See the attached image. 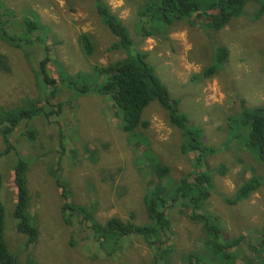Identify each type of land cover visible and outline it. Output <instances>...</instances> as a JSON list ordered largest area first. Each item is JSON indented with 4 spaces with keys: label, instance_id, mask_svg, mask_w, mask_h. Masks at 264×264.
Instances as JSON below:
<instances>
[{
    "label": "rangeland",
    "instance_id": "1",
    "mask_svg": "<svg viewBox=\"0 0 264 264\" xmlns=\"http://www.w3.org/2000/svg\"><path fill=\"white\" fill-rule=\"evenodd\" d=\"M100 1L0 0V21L7 34L0 32V117L27 109L32 101L51 110L48 118H23L6 131L8 121L0 120V204L9 252L20 264H151L152 250L140 237L127 238L112 252V243L100 245L94 239L89 227L95 218L66 210L68 223L62 203L81 205L88 213L92 207L101 220L112 215L128 219L132 212L133 224H150L144 193L160 184L174 193V180L204 172L212 187L201 211L219 217V233L213 238L203 232L200 223L189 219L190 208L175 203L166 211L169 229L164 239L173 247L170 260L187 264V255L198 264H244L256 262L259 255L264 260V162L248 143L244 115L264 107V14L256 16L258 3L246 2L238 16L212 29L205 17L192 24L186 19L163 24L150 12L139 18V9L152 5H145L150 0H103L127 26L133 48L147 52V61L155 64V72L178 101L186 128L199 130L200 144L211 148L195 159L191 149L182 152L185 138L156 100L142 113L148 127L129 134L122 130L121 114L110 98L95 92L106 79V65L123 57L121 51L109 50L115 37L95 13L93 6ZM27 19L32 29L26 27ZM16 22L24 28L14 34L10 26ZM141 26L151 33L144 34ZM82 32L93 36L92 52L82 49ZM219 45L228 51L226 61L205 77L202 71L213 62ZM45 54L49 59L44 72L55 81L52 88L61 91L44 100L49 92L39 83V63ZM77 74L76 79L94 83L86 94L72 96L66 81ZM69 85L73 90L82 87ZM55 103L62 104L59 114ZM19 157L30 163L28 219L37 237L29 244L13 217ZM220 166L226 168L223 176L217 172ZM248 171L260 184L257 190L234 204L227 202L247 183ZM61 186L69 191L65 198ZM212 239L219 246L235 242L213 248Z\"/></svg>",
    "mask_w": 264,
    "mask_h": 264
},
{
    "label": "trees",
    "instance_id": "2",
    "mask_svg": "<svg viewBox=\"0 0 264 264\" xmlns=\"http://www.w3.org/2000/svg\"><path fill=\"white\" fill-rule=\"evenodd\" d=\"M248 1L250 0H150L145 5L147 6L148 3L152 5L145 7L144 10L139 9L138 16L141 18V16H146L147 12H150L153 20L163 24H170L173 21L182 19H186L189 24H192L198 23V18L205 17L206 24H208L210 28L220 29L224 27L231 18L238 16ZM255 1L258 3L256 16L263 15L264 0ZM93 8L100 18L101 23L105 25L115 37L114 42L109 46V50L121 51L123 53V57L116 58L106 65V79L101 87L95 90L98 94L108 96L114 107L120 112L123 121L122 130L130 134L138 127L146 129L148 123L145 119H142L143 110L153 100H156L162 108L167 111L166 115L169 118V123L173 127L176 126L185 138V146L182 147L180 145L182 152L191 149V151L196 153L195 159L199 158L197 156L199 152L208 153L207 151H210L211 148L200 144L199 135H197L200 131L186 128V118L179 112L178 101L173 99L166 85L155 72L153 65L147 61V52L133 48V40L122 19L113 12L103 0H101L100 3H95ZM31 21L32 20L27 19L29 26L26 27L30 29L34 27L30 25ZM11 26H18L19 29L12 30ZM11 26L10 30L14 34L21 32L24 28H21L23 25L20 22L13 23ZM141 27L140 29L144 34L148 35L151 33L150 31H144L143 26ZM29 28L26 29L29 30ZM0 32L3 33V36L7 35L4 29V23L1 21ZM78 41L82 45V49L84 47V49H88V51L91 52L94 50L95 40L91 34L87 32L80 33ZM83 53L85 52L83 51ZM227 55L228 51L224 46H217L214 49L213 62L202 71V74L205 77H210L217 72L226 61ZM48 59V54H45L43 60L39 63V83H41V87L45 92H49V95L46 93L44 94V100L48 97L55 96L61 91L52 88L55 81L44 72V65ZM78 76L79 74L72 78L69 77L66 81L67 87L72 89L70 90L72 96H74V94H86L88 91H91L88 90L89 85L94 83L76 79ZM69 82L81 84L82 87H79V90H73ZM53 107L58 109V114L61 113V103H55ZM50 112L51 110H44L39 101H32L27 109L6 111L3 117H0V120L8 121V125H4L3 127L4 131H6L9 126H15L23 118H30L38 114L48 118ZM244 115L247 118L248 143L256 149L259 158L264 162V107H256L250 111L244 112ZM29 166V162H25L19 157L14 176V183L17 188V201L13 211V217L16 220V229L20 232L27 233L28 239L26 243L28 244L35 241L37 237V228L31 224L28 219L30 199L27 186V174ZM217 172L223 176L226 172V168L220 166L217 168ZM251 177L252 175L248 171L246 175V178H249L246 181L247 183H243L236 190L237 192L235 195L227 197L226 201L234 204L240 199H246L253 191L257 190L260 184L257 179ZM56 181L60 183L58 179H56ZM174 182V193H167V189L162 191L161 188H157L158 185H155L143 194L145 209L151 218L150 224H133L130 220V217L134 215L132 212L128 214V219L121 220L120 217L112 215L111 217L101 220L98 219L94 211L95 209L92 207L88 213L84 210L83 206L70 204L68 201H64L61 206V211H63L64 214L63 219L68 223L70 221V218H67L65 214L66 210H74L77 213L84 212L86 215H91L92 218H95L94 224H92L91 228L89 227V229L95 231L94 234L91 231L94 239L100 243V245L107 242L112 243V252L121 248L124 240L127 238L140 237L141 241L152 250L151 264H177L170 260L169 252L173 247L164 239L169 229L166 211L172 205L181 202L188 206L190 208V214L188 215L189 219L200 223L202 231L207 232L213 238L217 237L221 225L218 216L201 211V205L211 194L210 189L212 187V181L209 174L202 172L186 178L180 177L174 180ZM61 188V196L65 198L69 194V191L63 186H61ZM63 191H66L67 194ZM165 194H167V196ZM3 211V206L0 204V264H20V261L9 252L7 242L3 237ZM215 220L217 225L214 223ZM234 242L235 240L223 246H219L216 244L215 239H212L211 246L213 248L227 247ZM263 242L264 236L262 238V243ZM112 252L107 254L110 255ZM187 258L190 259L187 264H198L195 263L192 260L193 258L189 255H187ZM198 258L199 257H197L196 260ZM261 258L262 257L259 255L256 262L264 264V260ZM256 262L246 261L244 264H258ZM201 264L205 263L202 262Z\"/></svg>",
    "mask_w": 264,
    "mask_h": 264
},
{
    "label": "crops",
    "instance_id": "3",
    "mask_svg": "<svg viewBox=\"0 0 264 264\" xmlns=\"http://www.w3.org/2000/svg\"><path fill=\"white\" fill-rule=\"evenodd\" d=\"M219 46H220V45H219ZM214 49H215V48H214ZM213 53H214V50H213ZM152 65L154 66V68H156L155 64L152 63ZM222 65H223V64H222ZM222 65H221V66H222ZM220 68H221V67H220ZM220 68H219V69H220ZM219 69H218V70H219ZM218 70H217V71H218ZM156 71H157V69H156ZM215 73H217V72H215ZM215 73H214V74H215ZM161 81H162V80H161ZM162 82H163V81H162ZM165 186H166V185H165ZM157 188H161V184L158 185ZM164 190H165V189H162V191H164Z\"/></svg>",
    "mask_w": 264,
    "mask_h": 264
}]
</instances>
